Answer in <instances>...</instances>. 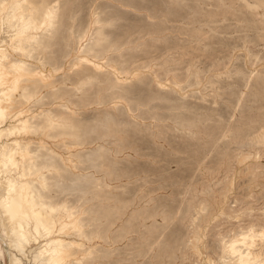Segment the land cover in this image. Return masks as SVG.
Returning a JSON list of instances; mask_svg holds the SVG:
<instances>
[{
  "label": "rangeland",
  "instance_id": "374dc122",
  "mask_svg": "<svg viewBox=\"0 0 264 264\" xmlns=\"http://www.w3.org/2000/svg\"><path fill=\"white\" fill-rule=\"evenodd\" d=\"M33 3L38 16L56 10L52 30L35 31L40 44L30 56L9 60L33 68L43 61L53 79L22 81L11 115L24 110L30 126L47 113L60 123L70 117L86 142L97 139L75 147L59 136L70 128L18 137L31 153L19 158L28 179L32 158L55 152L60 176L44 172L46 194L70 205L60 209L68 225L61 237L79 241L74 221L83 217L82 229L93 233L71 251L72 264H228L224 242L264 232V0ZM96 42L100 53L84 52ZM257 239L252 252L264 264ZM0 249V264H9Z\"/></svg>",
  "mask_w": 264,
  "mask_h": 264
},
{
  "label": "bare ground",
  "instance_id": "6f19581e",
  "mask_svg": "<svg viewBox=\"0 0 264 264\" xmlns=\"http://www.w3.org/2000/svg\"><path fill=\"white\" fill-rule=\"evenodd\" d=\"M36 7L33 0H0V243L3 247L6 246L8 249L9 264H24L25 260L32 261L33 264H72V260L74 259H72L73 253L71 254V251L85 247L84 242L89 240V235L92 236L93 233L91 234L90 232L88 235L82 229L84 225L82 220L84 218L83 216V218H78L74 221L75 215L80 213V209L78 210V208L75 207V211L69 212L68 218H74L75 227L80 230L79 234H76L79 241H66L61 237L62 234L64 235V231L68 228V225L64 223L65 219L63 221L62 218L59 217L60 209L68 211L70 205L68 206L66 203L57 204L52 200L53 198L51 199L49 194H46L50 186L49 180L51 179H49L44 172L46 168L53 167L54 175L59 174L60 176V168L58 165L50 162V160H53V158L50 157H52L55 152L50 151V156L47 158L44 156L45 158L41 163L38 162L41 156L33 157V161L28 170L31 172V178L28 179L27 169L25 167L27 165L24 166V163L21 162L19 158L24 160L28 156H31V153L28 144H22L24 143L23 140L21 142L18 137L22 134H28L30 129H33L36 133L38 131L37 129L41 128L43 135L50 138L51 131L70 128L72 129L70 131H76L70 134H66L65 132V134H62V132L59 136L62 135L63 137L77 140L76 143L74 142L75 147L84 146L90 142L94 143L93 141L97 139L90 138L89 142H86L84 137L89 134L84 133L79 136L80 133L78 131L80 122L77 120L78 124L74 125L76 123L72 124L73 122H70L72 120L70 117L61 119L63 122L60 123L56 118L57 116H53L54 113H47L41 118L40 123H35L30 126L31 119L26 117V112L24 110L17 111L15 114L11 115V111L14 109L12 96L19 89L22 81L32 82L31 80L37 76V78L40 77L42 83L46 84L49 80L53 79L52 75H46L48 69L43 61L39 64V67L33 68L32 66L34 64L31 66L23 59H20L21 57H19L20 60L17 58L9 60V56L11 54L14 55V53L17 54V52L24 56L27 54L29 55V52L32 53L31 50H33L36 45L40 44L38 41L39 36H37L35 31L41 30L44 33L54 25L56 10L54 8H48L45 9L44 12L42 11V16H38L37 14L39 13H37ZM99 46H101V43L96 42L90 46L91 48L89 47L90 49L85 48L87 50L84 52L95 57L96 52H98L97 50H99ZM81 52L84 54L83 51ZM98 53H100V51ZM79 63L87 65V67H92L94 72H104V67L91 59L83 58ZM92 81L94 80L92 79ZM27 86L29 88V85ZM24 92V97L30 99L33 93L30 94L31 91L29 92L27 90ZM38 95L39 94H37V96ZM82 100L83 99H81V101ZM34 103H36V101ZM110 120H112V118H107L109 124ZM41 123L43 126H40ZM92 125H95V123H92ZM39 131L38 133H40ZM102 152L101 154H104ZM102 156H100L101 159ZM102 162L107 161L102 160ZM85 228L86 227H84V229ZM257 238H264V232L259 234L256 233L254 229H250L248 232L241 233L237 237H233L229 241L224 242V251L229 258L228 264H258L260 262L259 257L252 252L255 244L258 243ZM0 256H2L1 249Z\"/></svg>",
  "mask_w": 264,
  "mask_h": 264
}]
</instances>
